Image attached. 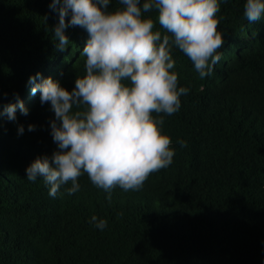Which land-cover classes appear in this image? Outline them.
<instances>
[{
  "label": "trees",
  "instance_id": "trees-1",
  "mask_svg": "<svg viewBox=\"0 0 264 264\" xmlns=\"http://www.w3.org/2000/svg\"><path fill=\"white\" fill-rule=\"evenodd\" d=\"M50 3L0 0V109L13 93L28 108L16 112L20 135L0 116V264H264V17L248 22L244 0H222V56L203 79L173 49L178 84L189 92L164 116L175 149L167 168L138 190L114 188L110 200L86 174L79 191L69 195L65 185L51 197L42 178L25 177L36 156L55 148L53 114L28 78L39 72L71 90L84 74L87 33L67 28L69 45L56 49ZM93 214L107 219L103 230Z\"/></svg>",
  "mask_w": 264,
  "mask_h": 264
},
{
  "label": "clouds",
  "instance_id": "clouds-1",
  "mask_svg": "<svg viewBox=\"0 0 264 264\" xmlns=\"http://www.w3.org/2000/svg\"><path fill=\"white\" fill-rule=\"evenodd\" d=\"M51 0L56 12L52 27L56 49L69 45L66 29L81 27L87 38L81 53L84 74L67 90L51 76L30 75L31 92L52 112L49 132L55 148L36 156L25 177L42 178L48 195L62 186L71 195L80 190L79 177L111 199L114 188L138 190L150 174L167 168L175 149L163 133L164 116L181 107L189 88L178 84L173 49L188 57L201 79L213 73L225 43L217 30L222 0ZM155 12V19L150 12ZM248 22L264 17V0H244ZM156 24L160 26L156 28ZM162 29L163 31H161ZM241 34L245 32L241 27ZM7 94L5 93V96ZM5 103L0 116L16 123V112L28 114L18 93ZM36 126L29 123L28 131ZM16 123V133L24 132ZM186 146L182 139L177 140ZM103 230L107 219L90 217Z\"/></svg>",
  "mask_w": 264,
  "mask_h": 264
}]
</instances>
